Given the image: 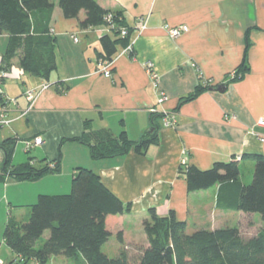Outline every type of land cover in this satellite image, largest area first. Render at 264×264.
<instances>
[{"label": "crops", "instance_id": "0c3cea01", "mask_svg": "<svg viewBox=\"0 0 264 264\" xmlns=\"http://www.w3.org/2000/svg\"><path fill=\"white\" fill-rule=\"evenodd\" d=\"M50 1L49 13L34 14L33 28L55 38L57 68L48 80L24 72L18 60L9 71H0V89L15 100L0 99V108L10 120L0 128V135L5 131L0 144L16 139V148L20 141L25 147L26 141L42 137L44 144L34 147L44 157L40 161H59L60 172L37 181L14 180L8 186L15 191L12 201L33 202L23 190L27 182L46 180L40 193H67L75 170L90 169L129 207L113 228L111 238L121 244L115 257L122 249L138 255L149 246L144 224L151 220V210L161 217L174 214L187 224L188 234L224 227H238L247 234L263 230L260 215L223 207L234 200L231 188L223 190L217 184L189 192L181 166L208 170L218 162L236 161L240 182L252 183L256 157H264V128L257 125L264 119V0H95L120 17V27L129 30L126 40L106 23L81 27L85 11L67 18L60 0ZM141 21L148 27L139 35ZM167 26L188 27V32L173 38ZM104 36L116 43L112 78L97 67L105 53ZM133 39L134 52L124 54ZM9 40L7 34L0 36V69ZM147 62L159 75L157 87L144 67ZM2 73L7 76L1 78ZM43 84L50 88L30 108L26 92ZM219 87L226 90L216 91ZM166 115L175 117V125H165ZM88 127L132 141L156 127L158 143L144 155L131 151L95 160L90 148L79 141ZM66 160H71L69 169ZM9 254L8 261L0 258L3 264L20 259L12 250Z\"/></svg>", "mask_w": 264, "mask_h": 264}, {"label": "trees", "instance_id": "16d2710c", "mask_svg": "<svg viewBox=\"0 0 264 264\" xmlns=\"http://www.w3.org/2000/svg\"><path fill=\"white\" fill-rule=\"evenodd\" d=\"M64 15L77 18L82 11L86 18L81 27L88 29L105 23L110 13L95 0H60ZM50 0H0V36L10 37L0 71H9L15 60L26 73L48 80L56 70L55 38L47 32L37 33L33 28L36 12L49 13ZM117 15V14H116ZM118 16V15H117ZM126 40V39H125ZM104 59L115 56V42L104 36ZM244 69V64L242 65ZM197 93L188 98L193 99ZM1 99V98H0ZM2 100V99H1ZM157 128L138 141L125 135L115 137L109 130L86 128L79 141L87 145L93 159L104 160L125 156L131 151L144 155L147 148L158 143ZM17 140L0 144L4 161L0 168V182L7 178L16 181H37L48 174L60 172V162L40 161L34 158L20 166L13 164ZM189 192L208 190L221 184L231 188L234 200L223 206L229 210L258 214L264 221V157H256L254 179L249 185L240 182L241 167L236 161L218 162L208 170L181 166ZM220 200V197H219ZM218 206L222 208V204ZM27 222H11L4 234L6 245L20 259L6 264H48L53 256H64L74 264H264V229L247 234L238 227L216 230H197L187 233V224L174 214L161 217L151 210V220L145 231L149 246L138 255L122 249L116 257L103 251L113 235L119 216L129 211L121 200L87 168H77L72 180V192L66 195H40L38 202L29 206ZM49 231L50 236L41 248L37 242ZM122 238L119 235V239Z\"/></svg>", "mask_w": 264, "mask_h": 264}, {"label": "rangeland", "instance_id": "374dc122", "mask_svg": "<svg viewBox=\"0 0 264 264\" xmlns=\"http://www.w3.org/2000/svg\"><path fill=\"white\" fill-rule=\"evenodd\" d=\"M4 132L5 131H3L2 134L0 135V140H2L1 138L3 137ZM0 157L2 158V153H0ZM31 157H36L39 161L44 158L41 156V154H39V150L37 149H34L32 150L31 153L27 154L23 142L20 141L17 145L13 157V164L15 166H20L22 164L27 163L29 161V158ZM35 165L38 164L35 163ZM1 166L2 163L0 164V168ZM64 166L65 168L69 169L71 166V160H66ZM8 179L9 178H7V180ZM7 180L5 182H0V258L5 261L9 260L8 259L10 258L9 253H11L9 247L6 245V243H4V234L7 225L11 222H21V223L27 222L30 218L31 208L29 206L28 207H23V206H25L26 204H31V205L36 204L38 202L40 195H58L56 193H40V185L46 186L47 185L45 182L46 180L44 182H37V183L27 182L26 184H24L23 190L26 191L30 196H32V198L34 199L33 202L27 203L30 201H25V203H23L22 201H17L22 203H14V201L12 200L15 191L12 188L8 189L9 188L8 186H10L13 183L14 179L8 181ZM72 180H73L72 178H69V184H70L68 188L69 191L67 193L62 192L59 195H66L72 192ZM21 198H23V196L19 195L18 199ZM27 213L29 215H27ZM243 233H246V231L243 230ZM49 236H50V232L47 231L44 237L37 242L36 248L38 249L41 248L45 243V241L49 238ZM117 239L118 238L116 237L111 238L110 243L105 245L103 248V251L106 254H110V256H113V258L115 257L114 256L115 252L121 247V244ZM48 264H74V262L71 259L64 256H53Z\"/></svg>", "mask_w": 264, "mask_h": 264}, {"label": "built area", "instance_id": "2783aa9c", "mask_svg": "<svg viewBox=\"0 0 264 264\" xmlns=\"http://www.w3.org/2000/svg\"><path fill=\"white\" fill-rule=\"evenodd\" d=\"M105 23L110 30H114L116 32H119L122 39L129 38V30L120 27V17L117 16L115 13L110 12L105 18ZM147 27H148L147 22L141 21L137 27L136 32L140 35L147 29ZM166 28H167L169 34L171 35V37H173V38L180 37L183 33L188 32V27H177V28L171 29V28H168V26H167ZM75 40H76V42L78 41L77 39H75ZM134 44H135V41L133 39L126 46V48L124 50V54H128V53L132 54L134 52ZM113 63H114V59L108 60V59L101 58L98 62V66H97L98 72L102 73L106 78H112L111 67H112ZM144 67L147 70V73L149 74L154 86L157 87L159 75L156 73V71L154 69V64L152 62H147L144 64ZM6 76H7L6 73L1 74V78L6 77ZM49 88H50L49 85L43 84L38 89L30 90V91L26 92V94H25L26 99L31 103L30 108L33 106V104L35 103V101L37 100L39 95L41 93H43L44 91L48 90ZM0 98L4 99L7 102H10V101L15 102V100L5 97V94H4L3 90H1V89H0ZM175 123H176V119L174 116L170 117V116L166 115L165 125L167 127L173 126V125H175ZM9 124H10V120L7 119L4 108H0V128L8 126ZM257 125L261 128H264V119H260L258 121ZM43 144H44V140L42 137H37L33 141H26L25 142V151L28 154L34 149V147L41 146ZM32 164L34 165L35 163L32 162ZM183 165H187L186 159H183ZM55 168H56V165L54 163H52L50 165V169L54 170ZM0 264H3V263L0 261Z\"/></svg>", "mask_w": 264, "mask_h": 264}, {"label": "water", "instance_id": "95a60500", "mask_svg": "<svg viewBox=\"0 0 264 264\" xmlns=\"http://www.w3.org/2000/svg\"><path fill=\"white\" fill-rule=\"evenodd\" d=\"M226 90V87H219L216 89V91L224 92ZM153 132V131H151Z\"/></svg>", "mask_w": 264, "mask_h": 264}]
</instances>
